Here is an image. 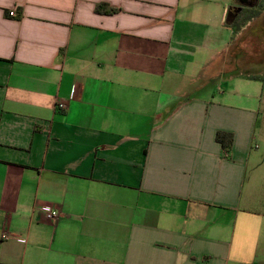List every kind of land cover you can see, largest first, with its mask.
Returning <instances> with one entry per match:
<instances>
[{
	"label": "crops",
	"instance_id": "obj_1",
	"mask_svg": "<svg viewBox=\"0 0 264 264\" xmlns=\"http://www.w3.org/2000/svg\"><path fill=\"white\" fill-rule=\"evenodd\" d=\"M236 6L0 0V264H264V15Z\"/></svg>",
	"mask_w": 264,
	"mask_h": 264
},
{
	"label": "trees",
	"instance_id": "obj_2",
	"mask_svg": "<svg viewBox=\"0 0 264 264\" xmlns=\"http://www.w3.org/2000/svg\"><path fill=\"white\" fill-rule=\"evenodd\" d=\"M233 9H235V7ZM96 12L103 15H113L118 12V9L112 8L107 4H100L96 7ZM258 15L259 12H255L254 10H243L242 14H240L230 26L233 28V30H235V32H238L243 26V24L251 21L252 18L257 17ZM218 141L223 145V148L228 152V150L232 146L233 136L232 134L220 133L218 134Z\"/></svg>",
	"mask_w": 264,
	"mask_h": 264
},
{
	"label": "rangeland",
	"instance_id": "obj_3",
	"mask_svg": "<svg viewBox=\"0 0 264 264\" xmlns=\"http://www.w3.org/2000/svg\"><path fill=\"white\" fill-rule=\"evenodd\" d=\"M255 3H257L258 4V2H255ZM237 4H238V1H237ZM256 4V8H254V9H257V10H255V12H259V14L261 15H264V0H261L260 1V3L257 5ZM255 18H257V17H255ZM263 21V20H262ZM252 31H250V33H251ZM253 54V53H252ZM263 65H264V63H262V64H260V66H259V68L258 67H255V66H251V68L249 69L251 72L253 71V70H255V69H258V70H260L261 72H262V74H263V76H264V67H263ZM253 72H255V71H253ZM226 80H227V77H219V78H217V79H214L213 81H210V82H208V81H206L205 79H204V76L202 75V77L200 78V81L198 82V84L199 85H202V86H207L208 87V91H211L213 88H216V87H223L224 86V88H226L225 87V82H226ZM262 82H264V79L262 80ZM253 83V82H252ZM264 83H260V88L262 89H264ZM205 94V93H204ZM199 95V96H206V95ZM208 96V95H207ZM262 114H261V120H260V122H259V125H258V131H257V134L259 135L258 137H259V139L261 140L262 138L260 137V135L261 136H264V106H263V108H262ZM264 141V140H263ZM260 151H261V153L264 155V142H262V146H261V149H260Z\"/></svg>",
	"mask_w": 264,
	"mask_h": 264
},
{
	"label": "built area",
	"instance_id": "obj_4",
	"mask_svg": "<svg viewBox=\"0 0 264 264\" xmlns=\"http://www.w3.org/2000/svg\"><path fill=\"white\" fill-rule=\"evenodd\" d=\"M14 15L15 13H11V16ZM58 107L63 109L65 108V105L61 103L58 105ZM41 211L44 213L46 220L51 222L58 220L61 215V213L57 209L49 206L42 207Z\"/></svg>",
	"mask_w": 264,
	"mask_h": 264
},
{
	"label": "flooded vegetation",
	"instance_id": "obj_5",
	"mask_svg": "<svg viewBox=\"0 0 264 264\" xmlns=\"http://www.w3.org/2000/svg\"><path fill=\"white\" fill-rule=\"evenodd\" d=\"M255 2H258V0H238V7L236 6L235 9H242L243 10H252L256 7ZM253 19V18H252Z\"/></svg>",
	"mask_w": 264,
	"mask_h": 264
}]
</instances>
